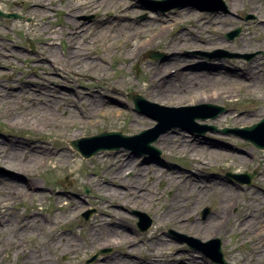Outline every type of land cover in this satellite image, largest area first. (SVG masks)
I'll return each mask as SVG.
<instances>
[{
	"label": "rangeland",
	"instance_id": "obj_1",
	"mask_svg": "<svg viewBox=\"0 0 264 264\" xmlns=\"http://www.w3.org/2000/svg\"><path fill=\"white\" fill-rule=\"evenodd\" d=\"M78 1L83 3L0 0L2 12L21 15L0 16V264H113L114 256L129 254L134 257L125 258L129 264H218L177 234L193 237V215L179 223L166 212L171 195L184 189L195 199L199 196L196 218L210 228L208 234L193 238L200 243L221 239L229 263L264 264V149L238 132H223L264 118V0H226L230 11L209 0L205 6L214 12L201 10L191 0L176 1L181 6L165 12L159 1L124 0L127 21L116 18L124 9L110 0H84L92 5L77 9ZM250 14L255 18L247 20ZM166 16L172 19L169 23L160 21ZM105 20L112 25H104ZM239 27L238 36L227 37ZM77 28L83 30L81 37L71 35ZM163 28L164 34L148 40L147 48H127L128 34L144 33L149 38ZM132 41L137 43L139 37ZM77 45L83 55L73 59L72 46ZM86 53L95 61L86 59ZM205 53L215 55L210 58ZM175 55L173 62L183 63L177 71L171 68V75L178 76L175 83L188 71H209L215 75L209 87L206 82L171 100L155 88L145 90L148 77ZM243 73L254 75L255 85L232 75ZM81 93L103 99L95 105L91 95ZM134 94H141L146 102L191 107L159 113L162 128L181 121L154 142L162 151L160 158L124 146L85 158L71 146L74 139L104 131L134 135L156 127L158 121L152 115L158 116L159 109L142 103L144 111L136 110ZM68 95L72 103L60 99ZM203 96L210 100L190 101ZM44 100L54 122L44 111ZM208 105L226 111L210 117L213 108ZM205 126L216 128L202 132ZM166 134L176 137L159 143ZM147 138L142 136L140 141ZM190 140L194 142H185ZM14 144L25 149L14 150L16 159L10 154ZM89 145L93 148L94 143L84 144ZM216 152L225 156L215 158ZM27 158H31L28 164ZM20 163L30 171L11 169ZM245 171L257 172L251 185L235 178ZM176 172L181 180L171 181ZM31 179L39 186L22 196ZM225 189L229 195L219 193ZM224 200L229 219L213 221L220 215L218 208L225 207ZM140 211L153 219L144 232L137 228L143 218ZM85 213H90L88 219ZM194 253L200 257L193 258Z\"/></svg>",
	"mask_w": 264,
	"mask_h": 264
},
{
	"label": "bare ground",
	"instance_id": "obj_2",
	"mask_svg": "<svg viewBox=\"0 0 264 264\" xmlns=\"http://www.w3.org/2000/svg\"><path fill=\"white\" fill-rule=\"evenodd\" d=\"M83 3L80 4V2L78 1L76 3V6H77V9H80L82 6L87 7L92 5V3H87L85 2L84 0H82ZM110 2L112 4H116L118 7L121 6L123 7L124 10L120 11L117 15H116V18L119 19V18H122L123 21H127L129 20L130 18H126L128 17V14L126 13L127 10H128V7H126L125 3H124V0H110ZM97 10L98 9V6L95 7ZM172 19L169 17V16H166L164 18H161L160 21L162 22H165V23H169ZM104 25L107 24V23H110L112 25V22H109L107 20H105L104 22ZM116 26H118V24H116ZM114 26V27H116ZM80 28H77L74 32H71V35H74L75 37H81V34L83 32V30H79ZM165 28H163L162 30V33H157L155 34L153 37H149L147 36V34H144V33H136L134 32L133 34H128V38L126 39V41L128 42V49H134V50H140L141 48H147V46L149 45V42H147L148 40H153L152 38H155V36L157 37H160L161 35L164 34V30ZM139 37V41L137 43H134L132 40L136 39ZM147 38V39H146ZM72 54H70L71 56L73 55V59L75 58V56L77 57H81L83 55L82 53V50H81V47L79 45L77 46H72ZM91 54V53H90ZM85 58L86 59H92V61H95V59H93V57L89 56V53H86L84 54ZM96 59L97 60H100L101 62H104L103 59L101 58V56H96ZM168 61H172V62H165L163 63V67L161 68V70H156L154 72V74L150 75L148 78L150 79L147 83V87L146 86H143V88L145 90H149L151 92L150 89H157L159 90L158 91V94H161V96L164 95L165 99L167 100H171L173 99L175 96H179L180 94H183L185 92L186 89H190V90H198L200 89L199 86H202L203 87V84L207 82L206 84V87H209V83H210V80L215 77V75L213 74V72H209V71H206L205 74H201V73H193L192 71H188V75L187 76H184V77H181L179 80H178V83H175L176 80L174 79H177V77H175L176 74H173L171 75V70H174V69H171L172 67H175V70L177 71L176 67L177 66H180L182 65L183 63L182 62H173L176 60V55L174 57H168L167 58ZM189 65V68H191L190 65L192 64H188ZM161 66V65H160ZM218 72V71H217ZM235 72V71H232V73ZM217 75V74H216ZM233 76H239L240 79H243L245 82H247L248 84L250 85H253L255 83V76L254 75H248L247 73H243V74H239V75H236V74H232ZM255 85V84H254ZM149 88V89H148ZM82 94V93H81ZM84 95V94H82ZM91 95V98H93V104L96 105V103L98 101H101L103 99V97H96V95H94L93 93L92 94H87V95H84V97H88ZM61 100H65L67 101L68 103H72V99L71 97L66 96V97H60ZM206 100H210V97H199V98H192L190 101L192 102V104H197V103H201L203 101H206ZM44 104L46 106V109H44L45 113L50 117V119H54V114L53 112H51V109L50 108H47L49 106L48 102H46V100H44ZM75 104V103H74ZM96 109H93V112H95ZM51 122H54V120ZM63 123V122H62ZM59 124L60 126L62 125ZM176 137V135H170V134H166L164 135V137L162 136L161 140L159 141V143H165L166 141H171L173 140L174 138ZM186 143H190L192 144L194 141L193 140H190L189 142L188 141H185ZM184 142V143H185ZM214 145V144H212ZM217 146V145H216ZM21 147V144H14V148L12 149L11 151V157L12 159H16V153L14 152V150H18V149H21L23 152L25 151V149H22ZM3 153V148L2 146H0V155ZM117 155H119L118 152L114 153V156L116 157ZM213 156L216 158V157H222V156H225V153H220V152H216L215 154H213ZM71 163L74 162L70 159ZM149 160H146L144 159L143 162H148ZM29 162H31V158H27L25 160V163L28 164ZM162 166L164 164H161ZM18 166V167H17ZM16 167H12L11 169L14 170V171H19V172H23L24 170L28 173L30 170H27V169H23L27 166H22L21 163L20 165H17ZM19 166H20V169H19ZM7 169H9L8 166H6ZM170 169V168H168ZM21 170V171H20ZM37 171L33 172V173H36ZM179 172V171H177ZM176 172V176H172L171 177V181L174 180V182L176 181H179L181 180L182 176L181 174H178ZM14 172L12 173H5L6 175H4V177H7V175H12ZM160 173L162 174V172L158 169V174L160 177ZM22 174H20L21 176ZM23 176V175H22ZM8 178V177H7ZM9 178H12V177H9ZM199 179V177H198ZM199 180H197L198 182ZM106 182V183H105ZM104 183L105 184H109V180L108 181H105ZM198 184V183H197ZM196 184V185H197ZM14 185V184H13ZM37 185L39 186V183L37 180H34V179H31L29 180L28 184L26 185V187L24 188V193L22 194V196L26 195L25 191L26 190H34L37 188ZM195 186V184H194ZM194 188V187H193ZM196 188V187H195ZM229 192L230 190L229 189H225V190H220V194H223V195H229ZM31 194V193H30ZM139 195H140V192H139ZM199 196H197L195 198H193L187 191L186 189H184L183 191H176L175 194H172L171 195V201L170 203H168V206L166 208V212L168 215L172 214L174 215L175 217H173V219H175L176 221H178L179 223L181 222H186V217L188 215H193L191 217H194V219L192 218L190 224H191V228L192 230L194 231V233H190L191 236L193 237H198L199 238V234L201 235H206L209 233L210 231V228L206 225L204 226V224L200 223L199 222V219L196 218V216L198 215L199 212V208H198V205H199ZM226 197V196H225ZM224 197V198H225ZM225 200H224V206L223 208L219 207L218 208V211H220V215H215V219H213V221L215 220H218V219H221V220H228L229 219V212H228V208L226 207L227 204H225ZM69 205V203L67 204H64V205H59V208H62V207H67ZM230 207V206H229ZM120 213V212H119ZM29 214L26 215V219L29 218ZM190 217V216H189ZM189 229V228H188ZM219 228H217L218 230ZM190 230V229H189ZM76 236V235H74ZM87 237V235H85ZM92 237H94V235H92ZM125 239L130 240V238L128 237H125ZM128 241V244L130 243ZM10 244L11 243H14V244H20L19 242H9ZM134 258V257H130V254L129 255H126L125 258ZM194 257H200L199 256V253H194L193 254V258ZM125 258H116L115 256L112 258V263L113 264H129L128 260H125ZM204 258V257H203ZM105 259V258H104ZM158 261V260H157ZM162 261V259L160 260ZM207 261H209L207 259Z\"/></svg>",
	"mask_w": 264,
	"mask_h": 264
},
{
	"label": "water",
	"instance_id": "obj_3",
	"mask_svg": "<svg viewBox=\"0 0 264 264\" xmlns=\"http://www.w3.org/2000/svg\"><path fill=\"white\" fill-rule=\"evenodd\" d=\"M152 3H157L158 1H153L151 0ZM159 1L161 3H166V1H171V0H163ZM194 2H191L190 4L195 5L203 10H210L207 7L210 6H205V5H210L208 4L209 0H191ZM212 3H220L219 7L223 8V2L221 0H211ZM210 1V2H211ZM195 3V4H194ZM173 6H181V5H176V4H172L169 8L173 7ZM227 9V7H225ZM0 15L2 16H15L17 17V14H5L3 12L0 11ZM239 34V31L233 32L230 34V37H234L235 35ZM134 103L137 107V109L139 111L143 110L140 108V106H142V103L145 104H150L151 106L156 107L157 109H159V111H157L158 116L152 115L153 118L160 120V123L152 129H148L144 132H142V134H138V135H134V136H127L125 134H123L122 132H104L101 133L99 135L96 136H91V137H83L77 140H72L71 141V145L77 149L78 151L81 152L82 155H84L85 157H90L93 154L99 152L100 150H103L105 148H119L121 145H125L128 148H135L134 147V143L139 141L141 139L142 136H148V138L146 139L145 143H144V152H148V153H153V152H157L158 154H160V150L157 149L155 146L152 145L153 141H157L159 135H161L162 133H164L167 129H169L171 126H175L177 124H180L181 121H174V124H170L166 127H161L162 126V119L161 116H159L161 113V111H178V109H190L191 107L188 106H184V107H164L162 105L156 104V103H152V102H146L144 100V98L140 95H134L132 96ZM208 107L213 108V112L210 114V117H215L217 116L219 113L226 111V108L222 107V106H215V105H208ZM144 111V110H143ZM207 116H204L203 119H205ZM194 119V117L192 118V120ZM194 124H191L188 128L192 129ZM196 126V125H195ZM215 126H205L204 129L202 130L203 132L206 131L207 129H215ZM228 130H232L235 132H238L240 135L244 136L247 140L251 141L255 146H257L258 148H264V119L262 121H260L259 123L256 124H252L249 126H245L243 128L240 127H235V128H231V129H224L223 131H228ZM89 142V143H94L93 148H86L84 146L85 142ZM98 143V144H97ZM241 177V181L242 182H247L250 183L251 179L253 177L252 174H244V175H239ZM141 216H143L145 219H141V221L139 222V226L141 227V229H147L150 224H151V219H149L147 217L146 214H141ZM187 240L190 243H194L197 242V240L193 239V238H187ZM199 242V241H198ZM211 242H215L216 243V248H215V244L214 248L215 251H210V250H206V254L211 256L212 258H214L215 260L219 261L221 264H230L225 260L224 257V252L221 249V241L219 239H215V241H211Z\"/></svg>",
	"mask_w": 264,
	"mask_h": 264
}]
</instances>
